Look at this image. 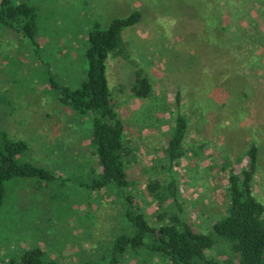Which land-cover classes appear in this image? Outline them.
Returning <instances> with one entry per match:
<instances>
[{
    "label": "rangeland",
    "instance_id": "1",
    "mask_svg": "<svg viewBox=\"0 0 264 264\" xmlns=\"http://www.w3.org/2000/svg\"><path fill=\"white\" fill-rule=\"evenodd\" d=\"M28 2L36 8L42 45L35 48L21 33L5 34L0 28V127L26 139L29 159L62 174L63 180L47 186L38 179L7 181V196L0 208V264L31 246L41 247L59 264H84L99 258L105 263L114 237L130 230L122 217L123 207L112 195L103 201L87 186V171L94 162L84 131L89 116L83 120L85 129L73 125L77 121L71 119H77V114L68 119L44 82L48 80L46 63L54 62L50 68L59 77L64 76L66 56L78 57L80 65L85 64V36L96 20L106 26L111 18L135 8L142 11V20L125 27L122 36L149 76L152 94L132 95L134 64L125 59H109L107 77L125 126L124 139L134 154L129 175L147 216L154 219L160 209L175 210L195 229L210 228L226 212L227 174L245 164L250 139L259 146L253 192L264 202V84L260 100L253 102L249 99L252 80L238 89L243 70L252 78L255 71L264 78V0L248 6V13L236 8L235 0H220L227 24L221 18L215 27L208 24L200 30L196 28L200 23L184 12L182 0ZM200 31L206 38L213 36L220 47L228 45L229 53L219 54L209 39L198 38ZM213 31L221 32L220 37ZM191 38L196 48H190ZM252 46L261 49L255 54L259 66L254 70L247 66ZM54 51L58 57L50 59ZM200 80L209 84L199 85ZM177 87L184 91L182 108L189 127L184 154L170 162L163 147L173 125V90ZM227 87L231 92H226ZM242 91L249 94L248 100ZM151 179L162 185L174 179L180 210L170 198L149 194ZM134 262L138 260L129 264Z\"/></svg>",
    "mask_w": 264,
    "mask_h": 264
},
{
    "label": "trees",
    "instance_id": "2",
    "mask_svg": "<svg viewBox=\"0 0 264 264\" xmlns=\"http://www.w3.org/2000/svg\"><path fill=\"white\" fill-rule=\"evenodd\" d=\"M261 2L235 0V5L242 11L248 7V3L260 5ZM182 6L188 16L200 23L196 27L199 30L208 24L211 27L218 25L224 11L220 0H182ZM36 14L35 6L28 0H0L2 31L5 34L19 32L32 46L41 48ZM142 16V11L135 8L124 16L111 18L106 26H101L96 20L85 36L82 52L85 64L80 65L78 57L74 59L66 56L64 76H57L56 70L50 68L54 62L46 63L45 66L48 80L44 84L63 107L68 119L77 114V119H71L77 121L73 125L85 129L83 120L85 116L90 118L88 128L84 131L94 162L87 171L86 176L90 177L87 186L103 201L107 194H111L123 207L122 217L129 223L130 230L118 233L109 245V259L105 263L99 258L86 260L84 264H129L132 259L138 260L137 264H147L149 260L152 264H155L154 261L160 264V260L162 264H264V202L254 194L252 183L258 166L259 146L256 140H249L245 150L246 162L240 170H229L226 212L208 229H195L175 210L160 209L154 214V219L153 216L148 217L136 197L135 183L128 171L134 154L124 139L125 126L108 83L107 61L122 58L134 64V79L130 86L132 95L151 96L149 76L132 57V51L122 36L123 29L141 22ZM200 32L198 38L209 39L220 50L219 54L229 53L228 45L222 48L213 36L206 38ZM218 32L212 33L220 37L221 32ZM52 53L50 59L58 57L55 51ZM242 87L247 86L239 79V92ZM225 90L231 92L228 87ZM173 92V125L163 147L170 162H175L184 154V138L189 127V118L182 108L184 91L177 87ZM242 95L244 98L249 94L242 91ZM222 101L226 103L223 98ZM62 177V174L29 159L26 139L14 137L0 127V208L7 196L6 183L11 178L38 179L39 183H46L47 186L52 181L61 182ZM147 190L156 199L170 198L180 210L174 179L165 185L158 179H151L147 183ZM7 264L59 263L48 257L41 247L31 246L10 257Z\"/></svg>",
    "mask_w": 264,
    "mask_h": 264
},
{
    "label": "crops",
    "instance_id": "3",
    "mask_svg": "<svg viewBox=\"0 0 264 264\" xmlns=\"http://www.w3.org/2000/svg\"><path fill=\"white\" fill-rule=\"evenodd\" d=\"M260 1V0H259ZM252 5H254V4H252ZM248 6H250L249 5V3H248ZM249 7H247L246 9H244V10H248V11H246V13H248L249 12ZM227 15V12H226V9L224 8V11H223V16H222V18L225 20V17H227L226 16ZM237 16V15H236ZM225 23H226V20H225ZM227 24V23H226ZM251 33H253V32H251ZM254 35V34H253ZM252 35V36H253ZM247 36H248V34H247ZM252 38H255V37H252ZM251 38V39H252ZM192 39V38H191ZM191 39H190V44H189V46H190V48L191 47H195L196 48V44L195 43H193L192 41H191ZM128 43V42H127ZM192 45V46H191ZM128 46H129V44H128ZM255 46V45H254ZM188 47V46H187ZM186 47V48H187ZM129 48H130V46H129ZM131 49V48H130ZM251 52H252V56L250 57L249 56V60L247 61L248 62V64H247V66H249V67H251V68H253V70H254V66H259V56L257 55L256 56V58H255V54H259L260 53V51H261V49H260V46H256V49L252 46V48L251 49H249ZM204 52H206V50L204 51ZM208 52V51H207ZM249 52V51H248ZM206 56H208V54L206 55ZM258 68V67H257ZM241 76H242V78H240V81H241V83L242 84H247V81H249V80H252V85H251V87H252V97H249V99H252L251 101L253 102V100L255 99V98H259L260 97V94H261V84H264V78H262V76H260V74H258L256 71H255V73L253 74V76H255V77H251V75H250V72H247V71H245V70H243L242 71V73H241ZM203 81H204V83H203ZM200 80V84L199 85H201V84H205V83H207V84H209V82L208 81H206L205 82V80ZM223 82V81H222ZM221 82V83H222ZM194 84H198V83H194ZM192 85V84H191ZM251 90V89H250ZM259 95V96H258ZM244 99H247L246 97H244ZM248 100V99H247ZM257 102H260V101H257Z\"/></svg>",
    "mask_w": 264,
    "mask_h": 264
}]
</instances>
